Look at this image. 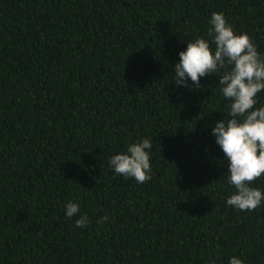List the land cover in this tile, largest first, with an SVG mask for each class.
<instances>
[{
  "label": "trees",
  "instance_id": "trees-1",
  "mask_svg": "<svg viewBox=\"0 0 264 264\" xmlns=\"http://www.w3.org/2000/svg\"><path fill=\"white\" fill-rule=\"evenodd\" d=\"M213 12L264 58V0H0V264H264V201L226 202L220 77L174 81ZM145 138L151 179L117 175Z\"/></svg>",
  "mask_w": 264,
  "mask_h": 264
},
{
  "label": "clouds",
  "instance_id": "clouds-1",
  "mask_svg": "<svg viewBox=\"0 0 264 264\" xmlns=\"http://www.w3.org/2000/svg\"><path fill=\"white\" fill-rule=\"evenodd\" d=\"M209 24L208 36L215 48L205 37L187 42L186 50L179 53L180 60L174 65V81L178 87L200 88L201 77L219 75L221 92L231 101V118L217 122L212 134L229 162L228 183L236 189L226 202L240 211H253L264 201V193L250 186L264 175V106L254 108L257 94L264 90V58L252 38L247 33L237 34L223 13L213 12ZM151 148L147 138L130 143L126 152L111 156L109 163L117 175L143 184L151 179L150 155L146 151ZM65 212L72 218L80 213V206L69 201ZM107 220L104 216L98 223ZM88 223L87 215H80L75 226L83 229ZM229 264L244 261L233 256Z\"/></svg>",
  "mask_w": 264,
  "mask_h": 264
}]
</instances>
